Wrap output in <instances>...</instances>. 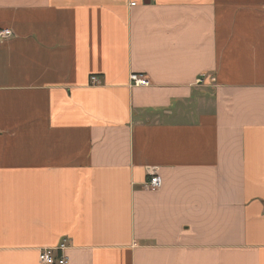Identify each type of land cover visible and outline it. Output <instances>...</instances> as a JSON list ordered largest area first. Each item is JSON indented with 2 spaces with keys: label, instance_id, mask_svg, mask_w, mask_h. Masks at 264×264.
<instances>
[{
  "label": "crops",
  "instance_id": "crops-1",
  "mask_svg": "<svg viewBox=\"0 0 264 264\" xmlns=\"http://www.w3.org/2000/svg\"><path fill=\"white\" fill-rule=\"evenodd\" d=\"M0 30V264H264V0H0Z\"/></svg>",
  "mask_w": 264,
  "mask_h": 264
},
{
  "label": "built area",
  "instance_id": "built-area-1",
  "mask_svg": "<svg viewBox=\"0 0 264 264\" xmlns=\"http://www.w3.org/2000/svg\"><path fill=\"white\" fill-rule=\"evenodd\" d=\"M152 1V0H149ZM138 3L136 1L131 2V7L136 6ZM13 36L12 31L10 30H0V43L9 40ZM92 83L97 82L96 77L91 78ZM131 82L136 87H146L150 83L148 79L143 75L132 74ZM199 83H202V80H199ZM149 181L146 186L151 190H158L162 187V180L155 168H151L148 171ZM67 250L66 241L61 243L56 248H45L42 249L39 254V262L41 264H68V259L65 255Z\"/></svg>",
  "mask_w": 264,
  "mask_h": 264
}]
</instances>
